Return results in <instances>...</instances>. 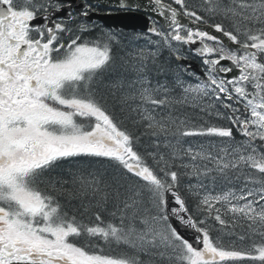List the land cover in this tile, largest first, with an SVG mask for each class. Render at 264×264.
Segmentation results:
<instances>
[{
    "label": "snow or ice",
    "instance_id": "1",
    "mask_svg": "<svg viewBox=\"0 0 264 264\" xmlns=\"http://www.w3.org/2000/svg\"><path fill=\"white\" fill-rule=\"evenodd\" d=\"M105 6L0 0V264H264V0H117L152 45L119 58L127 90L105 83L121 43L92 18ZM83 160L111 166L103 190L72 173Z\"/></svg>",
    "mask_w": 264,
    "mask_h": 264
},
{
    "label": "trees",
    "instance_id": "2",
    "mask_svg": "<svg viewBox=\"0 0 264 264\" xmlns=\"http://www.w3.org/2000/svg\"><path fill=\"white\" fill-rule=\"evenodd\" d=\"M118 50H116V53H117ZM172 63V66L175 67L176 66V62L173 61L171 62ZM124 78V77H123ZM127 77H125V79H127ZM157 79V77H155ZM163 77H159V80H161ZM128 82H126V85H127ZM106 94V93H105ZM107 95V94H106ZM113 99V98H111ZM115 99H113V102L116 103V105L113 104H110L111 106H113L114 108V111L117 115V117L121 120L124 121V125L130 129H134V125H133V117L130 115L129 111L127 108H125L124 111H121V106L118 105V103L116 102V100L114 101ZM143 129L142 128H139L138 131H137V134L139 135L140 132H142ZM151 143V140L148 138V137H142L141 138V145H147ZM85 166V165H83ZM71 167V165H65V172H69L68 169ZM88 167H90V169L93 171V173L95 174V176L93 178H96L98 180L101 181V184H100V187L101 189L103 190V185L105 183H110L111 182V176H112V169H111V166L108 165L107 163L105 164H102V162H99L98 160H90V162L88 163ZM72 168V167H71ZM86 168H82L83 171H85ZM76 170L73 169L72 172H75ZM78 171L77 170V175H80L78 174ZM61 179L63 180H66L68 181V187L71 191L73 192H76L79 188H80V185H79V182H77L74 186L72 185V181L74 179V176L73 177H65V176H60ZM109 194V202H108V208H109V211L112 210V204L114 202V194L112 193V190L109 188L106 190ZM102 193H97L96 196H93L92 193L89 191V192H86V193H83L82 195H80L78 198L76 199H73L71 201V205L75 208H79L81 204H84L85 206L88 205L89 203H95V201L99 198V196L101 195ZM94 244L95 243H98V242H93ZM101 247H104V251L106 254H119L120 251H122L123 249H115L114 247L113 248H109L107 246H104V245H100Z\"/></svg>",
    "mask_w": 264,
    "mask_h": 264
},
{
    "label": "flooded vegetation",
    "instance_id": "3",
    "mask_svg": "<svg viewBox=\"0 0 264 264\" xmlns=\"http://www.w3.org/2000/svg\"><path fill=\"white\" fill-rule=\"evenodd\" d=\"M76 3H79V0H75ZM193 2H197V0H193ZM104 3V2H103ZM106 6L105 7H102L99 9V12L100 14H107V13H121V12H125V11H122L121 9L119 8H116V7H110L109 6V3L106 2L104 3ZM139 13V12H138ZM147 14V13H146ZM96 15H94L92 18L96 21H98L99 23H101L105 28H109V29H113V30H116L118 32L121 33V37H120V45L118 46V59H117V69L115 72H113L111 74V76L113 77V79L116 77V76H120L122 77L121 79L124 80L125 82V78L124 75L126 73H130L132 74L131 72H125L121 67H119V65L121 64V61H120V57H123L124 60L128 61L129 64L132 63V59L133 57L136 55L137 51L141 48H151L152 45L148 44L147 41L143 38L141 39H134L133 37L137 34H140L141 36H143V34H145L146 32H141V31H138V32H135V31H126L122 28H110L108 26H106L100 19H98L97 17H95ZM152 39H156V37H152ZM127 40L128 42H130V45L128 46V52L130 53L129 55L126 54V41ZM225 42L227 43V41L225 40ZM166 53V52H165ZM183 54L185 56L188 57L187 61H189V64L186 65V66H190L191 62H195L199 65L200 67V71H194L191 69V71L195 72L198 76H201L203 77V66H202V63H201V60L198 56H195L192 52H190L186 47L184 48V51H183ZM224 64H228L229 62L227 61H224L222 62ZM191 67V66H190ZM110 76V77H111ZM110 77L105 81V83H108L109 80H113V79H110ZM185 80H188L189 82L191 83H195L196 81L194 79H190L189 77L185 76L184 77ZM126 83V82H125ZM108 96H109V89L107 88H103L102 89ZM125 90V89H124ZM236 139L237 140H240L241 139V136L236 133ZM188 145H193L195 146V142L194 141H189L187 143Z\"/></svg>",
    "mask_w": 264,
    "mask_h": 264
},
{
    "label": "water",
    "instance_id": "4",
    "mask_svg": "<svg viewBox=\"0 0 264 264\" xmlns=\"http://www.w3.org/2000/svg\"><path fill=\"white\" fill-rule=\"evenodd\" d=\"M114 2L115 0H110ZM107 25L124 27L126 29H144L148 28L147 16L136 13H120V14H111L99 16ZM183 234V233H182Z\"/></svg>",
    "mask_w": 264,
    "mask_h": 264
},
{
    "label": "rangeland",
    "instance_id": "5",
    "mask_svg": "<svg viewBox=\"0 0 264 264\" xmlns=\"http://www.w3.org/2000/svg\"><path fill=\"white\" fill-rule=\"evenodd\" d=\"M117 79H119L118 77H115L113 80H117ZM126 84V83H125ZM110 92V91H109ZM120 93V91H116V95H118ZM108 97H111V98H113L110 94H109V96ZM201 141V143H203L204 141L203 140H200ZM86 172V171H85Z\"/></svg>",
    "mask_w": 264,
    "mask_h": 264
}]
</instances>
